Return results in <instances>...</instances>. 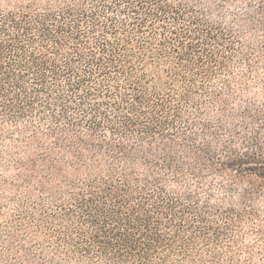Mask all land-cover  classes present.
I'll use <instances>...</instances> for the list:
<instances>
[{"label":"trees","instance_id":"obj_1","mask_svg":"<svg viewBox=\"0 0 264 264\" xmlns=\"http://www.w3.org/2000/svg\"><path fill=\"white\" fill-rule=\"evenodd\" d=\"M0 264H264V0H0Z\"/></svg>","mask_w":264,"mask_h":264}]
</instances>
